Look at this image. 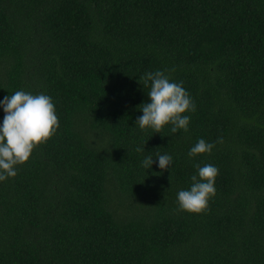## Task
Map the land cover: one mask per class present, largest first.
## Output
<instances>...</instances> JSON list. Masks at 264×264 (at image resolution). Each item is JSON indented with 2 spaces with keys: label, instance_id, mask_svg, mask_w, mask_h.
Instances as JSON below:
<instances>
[{
  "label": "trees",
  "instance_id": "trees-1",
  "mask_svg": "<svg viewBox=\"0 0 264 264\" xmlns=\"http://www.w3.org/2000/svg\"><path fill=\"white\" fill-rule=\"evenodd\" d=\"M156 70L187 132L136 124ZM18 90L59 128L0 182V264H264V0H0V101ZM196 164L219 169L200 214L177 202Z\"/></svg>",
  "mask_w": 264,
  "mask_h": 264
},
{
  "label": "clouds",
  "instance_id": "clouds-1",
  "mask_svg": "<svg viewBox=\"0 0 264 264\" xmlns=\"http://www.w3.org/2000/svg\"><path fill=\"white\" fill-rule=\"evenodd\" d=\"M150 102L139 106L143 115L138 117L136 124L141 130L151 128L160 133L165 126L171 125V132L188 131L190 117L188 112H195L196 106L183 87L182 82H175L166 71L156 70L146 72L141 78ZM4 118L0 124V182L17 175V166L23 165L33 151L42 143L55 135L59 128V118L55 104L49 95L32 94L24 90L15 91L0 101ZM217 143H223L220 138ZM214 143L204 139L191 147L188 155L195 157L210 154ZM137 152L144 149L137 147ZM158 167L168 169L172 164V157L167 154H157ZM154 160L146 157L142 166L151 168ZM196 175L191 176V186L188 190H180L177 194L180 211L200 214L209 210V201L215 196V179L219 169L212 164L195 165Z\"/></svg>",
  "mask_w": 264,
  "mask_h": 264
}]
</instances>
